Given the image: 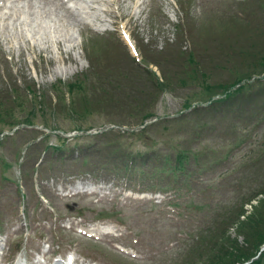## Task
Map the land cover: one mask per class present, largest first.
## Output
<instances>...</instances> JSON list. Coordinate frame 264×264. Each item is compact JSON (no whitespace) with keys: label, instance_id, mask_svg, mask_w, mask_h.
Here are the masks:
<instances>
[{"label":"rangeland","instance_id":"1","mask_svg":"<svg viewBox=\"0 0 264 264\" xmlns=\"http://www.w3.org/2000/svg\"><path fill=\"white\" fill-rule=\"evenodd\" d=\"M108 1L53 0L49 4H45L43 0H8L7 3L0 1V79L8 87L6 91L17 94L15 101L20 98L22 91L33 92L37 95L36 101H39L37 104H31L28 103L25 96L23 97L24 107L20 111L23 114L18 116V125L12 130L10 129V133L3 132L2 134L5 144L0 147L1 157L12 161L13 154L18 149L22 152L24 159L27 154L26 150L36 144L34 127L37 119L50 117L54 113L63 114L59 117H64L66 109L75 110L73 117L78 121H83L86 127L89 128L90 123L93 128L100 126L104 117H95L96 114L101 113L99 107L108 92L116 85L118 87L120 83V81H116L119 74L116 67L130 66L133 72L138 68L140 73L136 75V80L140 82L151 77L152 70H158L155 66L160 68V62L168 60L166 58L170 54L180 49L194 53L201 66L205 67L206 75L211 81L223 79L224 82H227L230 77L237 80L243 73L258 69L257 66L250 65V59L254 58L252 57L254 52H259L257 50L260 48L259 39L264 40V35L260 33H263L264 30L260 29L257 24H253L252 20L231 19L226 22L236 13H246L249 8L254 9V6L248 5L249 8H246L239 4H250L254 0ZM255 1L256 5H259V0ZM262 1L264 2V0ZM102 3H108L110 8L107 9L113 13L109 14L106 8L102 7ZM182 8L188 12L192 19L191 25L188 26L190 29L188 38H184L186 36L184 34L188 33L187 27L183 29L184 36H181L180 32L174 36L175 26L183 18ZM256 9L260 8L257 6ZM261 22H263V17ZM246 24L247 27H245ZM120 28L130 34V39L136 48L138 57L134 61L119 35ZM179 38L180 41H178ZM246 42L250 44L242 45ZM197 50L207 57L219 54L223 63L222 71L213 73V67H215L213 62L207 67L206 60ZM259 57L261 55L256 58ZM262 58H264V54ZM138 60L139 62H137ZM254 65H260V62H256ZM173 70L175 67H170V71ZM83 72L85 77H90L89 80L93 87H88L89 92L83 101V106L90 110L86 119H78L82 114L79 110L80 104L70 100L65 94L55 100L50 99V94L40 95L43 92L42 89H48L52 85L57 86L60 82L68 83ZM110 73L113 75L111 82L99 79L100 76ZM157 74L159 75L158 72ZM131 86L132 83L129 88ZM156 87L161 88L160 84ZM183 96L184 93L181 90L171 87L157 100L155 114L157 116L174 114L180 109ZM10 99L8 92L6 100L9 102ZM189 112V109L182 112L180 119H186ZM25 116L33 118L32 125L34 126L32 128L28 124L22 125ZM92 131L82 133V136L89 137L92 135ZM44 133L45 135L50 134L51 139L57 135L67 137L81 134L76 131L62 134L59 130L51 133L45 131ZM233 137L235 138L234 135ZM114 141L120 154L124 153L127 157H134L138 162L145 159L144 155L147 158L155 157L156 160H159L160 157L166 158L165 155L163 156L165 151L156 147H153L151 151H141L139 139L135 135L130 138V141L122 142L120 137ZM102 143L112 153L116 152L110 143L106 141ZM236 143L237 141L233 138L225 141L212 138L207 147L213 152H219L222 146H225L227 151L231 144L235 145ZM73 144L72 141H69V145L62 148L70 150V146H75ZM251 145L247 149L245 148L247 152ZM260 152L264 154L263 150L251 154L240 151L222 155L227 161V166L235 167L233 171L224 170L220 166L214 171H209L205 167L195 171H193L194 168L187 169L188 172L177 176L175 187L172 190L173 194L168 193L165 195L166 198L158 203L151 199L155 194L135 189L134 191L138 195H134L135 200L130 199L135 202L125 200L123 208L113 205L117 211L112 220L118 219L121 229L130 232V236L123 237L119 243L109 242L110 237H103V241L100 243L94 242L81 235H72L62 227L61 223L76 219L71 224L74 227L81 226L83 228L84 225L79 221H86L92 223V228H99L95 215L100 209L95 206L98 198H76L74 201H59L55 198L53 190L60 186L64 187L66 182L59 181V178L55 177V174L60 175L65 165H62L61 161H57L55 164L54 161L51 164L53 166L51 169L55 174L52 173L50 176L49 172L45 171V173L35 175L33 181L36 196H31L29 194L31 187L27 192L21 181L22 191L29 202L27 211L31 228L28 233L20 234L21 230L17 229L16 223L21 217L19 213L21 207H19L15 188L6 183V185L0 183V244L5 246L7 244L8 247L7 242L12 241L13 246L17 247L18 243L22 242L24 251L28 254L29 249L34 248L36 243L39 244L40 241L51 243L53 239L57 243L58 252L65 253L71 247L76 264L82 256L93 264H209L214 256L216 258L219 256L218 252L214 250L206 252L213 245V243L210 244L215 228L208 229L211 223L218 227L225 219L236 223L235 215L242 210L241 207L235 206L237 202H244L242 207L248 202L245 207L248 211L251 210L249 207L251 203L255 206L249 215L251 219L255 218L254 216L263 215L264 171L252 162L253 165L250 166V169H256V172L249 180L250 183H245L243 181V176L246 175L244 171L249 166L242 167L243 164L249 162L250 156L260 155ZM67 156V158L72 157L71 154H67ZM74 156L76 158L73 160L72 166L77 172L76 181L94 184L95 182L90 180V177L79 174L83 169L82 161L79 159L80 151ZM232 161L235 162L234 165H230ZM259 164L264 165V162ZM193 165H195V161ZM44 166L43 164L41 168ZM143 166L145 171L151 173H158L160 169L164 168L162 165L147 166L143 164ZM138 167L140 168V166ZM141 168L143 169V167ZM17 169L18 167L14 165L12 173L6 174L15 179L19 176ZM1 174L0 168V178ZM99 183L106 185L104 180H99ZM142 186L145 189L150 188V184L146 180ZM170 189L168 185L164 191ZM258 194L259 196H257ZM37 195L45 197L49 209L44 210V203L40 208ZM253 197L259 200L256 201ZM170 202L179 203L177 207L181 211L183 209L185 211H183L184 215L177 220L178 222L171 219L172 213L168 207H173L170 206ZM71 203H76V207H73L72 211H68L66 206ZM101 203L107 205V201ZM48 210H52L53 213L49 214ZM119 210H121L120 213ZM174 210L176 209L174 208ZM11 227L17 230L14 232ZM71 231L75 232V229H71ZM14 234L16 237L11 240L10 235ZM238 242L241 249L249 247L246 243L244 244L243 236L238 237ZM114 243L123 247H125L124 245L129 246L130 248L127 249L130 250L127 254H121L113 248ZM130 252L134 256L130 255ZM25 264L28 263L25 261Z\"/></svg>","mask_w":264,"mask_h":264},{"label":"trees","instance_id":"2","mask_svg":"<svg viewBox=\"0 0 264 264\" xmlns=\"http://www.w3.org/2000/svg\"><path fill=\"white\" fill-rule=\"evenodd\" d=\"M26 93H21L20 98L15 101L17 94L10 91L9 96L11 97L9 101V107L11 112L8 117L5 115L2 105L0 104V124L3 125H13L11 122L14 120L13 111L16 110L20 112L24 107L23 97ZM253 97V95H250ZM28 121V120H27ZM262 209V208H260ZM261 216H254L255 218H250L246 221L238 220V214L236 215V221L239 224H234V222L227 223L223 222V228H218L215 231L214 241L215 246L218 247L216 251L218 252V258L214 256L211 264H238L249 261L251 258L255 257L259 251L260 245L264 242V211L262 209ZM225 224V225H224ZM235 226V236H230L226 227ZM238 236H243L244 244L246 243L249 247L241 249V245L238 242ZM251 264H264V252L258 256Z\"/></svg>","mask_w":264,"mask_h":264},{"label":"bare ground","instance_id":"3","mask_svg":"<svg viewBox=\"0 0 264 264\" xmlns=\"http://www.w3.org/2000/svg\"><path fill=\"white\" fill-rule=\"evenodd\" d=\"M52 1H53V0H44V3H45V4H49V3H51ZM113 1H117V0H113ZM69 2H72V0H69ZM108 2H112V1L109 0ZM104 6H105L106 8H110L109 5H104Z\"/></svg>","mask_w":264,"mask_h":264}]
</instances>
